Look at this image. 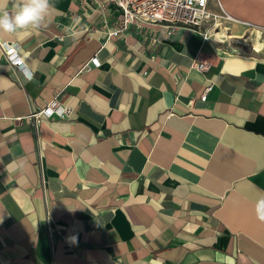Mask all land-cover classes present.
I'll return each instance as SVG.
<instances>
[{
	"label": "crops",
	"instance_id": "crops-1",
	"mask_svg": "<svg viewBox=\"0 0 264 264\" xmlns=\"http://www.w3.org/2000/svg\"><path fill=\"white\" fill-rule=\"evenodd\" d=\"M51 4L0 33L25 67L0 48V264H264V55L155 25L107 39L113 7ZM208 9L264 32V0ZM53 99L69 114L32 116Z\"/></svg>",
	"mask_w": 264,
	"mask_h": 264
},
{
	"label": "built area",
	"instance_id": "built-area-1",
	"mask_svg": "<svg viewBox=\"0 0 264 264\" xmlns=\"http://www.w3.org/2000/svg\"><path fill=\"white\" fill-rule=\"evenodd\" d=\"M100 11L113 7L117 11V17L112 26L105 31L106 38L122 37L129 31H133L141 39H146L147 26L155 25L164 29L166 37L179 28L190 29L201 34L204 41L210 37L211 27L218 23L230 22L232 19L226 14L214 13L208 9L209 0H90ZM151 46H156L159 40L153 36ZM0 48L5 60L10 66L25 71L24 62L18 53L16 44H8L0 41ZM195 69L205 71L211 64L209 58H198L195 61ZM92 63L96 66L95 58ZM207 91L209 88L206 89ZM205 94L201 100H204ZM70 109L62 106L57 100L48 102L32 116L50 118L53 116L63 118L68 115Z\"/></svg>",
	"mask_w": 264,
	"mask_h": 264
},
{
	"label": "clouds",
	"instance_id": "clouds-1",
	"mask_svg": "<svg viewBox=\"0 0 264 264\" xmlns=\"http://www.w3.org/2000/svg\"><path fill=\"white\" fill-rule=\"evenodd\" d=\"M8 0H0V33L16 34L29 29H39L50 14L51 0H15L13 11L5 10ZM80 18H74L73 24L66 30L75 37ZM257 218L264 222V196L256 201ZM75 242V237L70 238Z\"/></svg>",
	"mask_w": 264,
	"mask_h": 264
},
{
	"label": "rangeland",
	"instance_id": "rangeland-1",
	"mask_svg": "<svg viewBox=\"0 0 264 264\" xmlns=\"http://www.w3.org/2000/svg\"><path fill=\"white\" fill-rule=\"evenodd\" d=\"M230 27V22H220L211 27L208 41L218 48L221 54L264 55V32L251 30L243 37H232L229 34Z\"/></svg>",
	"mask_w": 264,
	"mask_h": 264
},
{
	"label": "bare ground",
	"instance_id": "bare-ground-1",
	"mask_svg": "<svg viewBox=\"0 0 264 264\" xmlns=\"http://www.w3.org/2000/svg\"><path fill=\"white\" fill-rule=\"evenodd\" d=\"M228 33V32H227ZM226 37V36H225Z\"/></svg>",
	"mask_w": 264,
	"mask_h": 264
}]
</instances>
